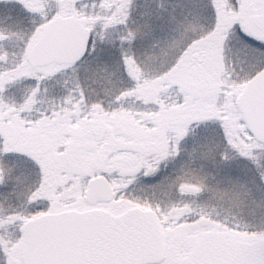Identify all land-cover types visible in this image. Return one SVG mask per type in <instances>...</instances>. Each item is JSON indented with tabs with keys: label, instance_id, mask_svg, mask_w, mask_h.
Returning <instances> with one entry per match:
<instances>
[{
	"label": "snow or ice",
	"instance_id": "snow-or-ice-1",
	"mask_svg": "<svg viewBox=\"0 0 264 264\" xmlns=\"http://www.w3.org/2000/svg\"><path fill=\"white\" fill-rule=\"evenodd\" d=\"M0 264H264V0H0Z\"/></svg>",
	"mask_w": 264,
	"mask_h": 264
},
{
	"label": "trees",
	"instance_id": "trees-1",
	"mask_svg": "<svg viewBox=\"0 0 264 264\" xmlns=\"http://www.w3.org/2000/svg\"><path fill=\"white\" fill-rule=\"evenodd\" d=\"M15 87H22V85H14Z\"/></svg>",
	"mask_w": 264,
	"mask_h": 264
},
{
	"label": "rangeland",
	"instance_id": "rangeland-1",
	"mask_svg": "<svg viewBox=\"0 0 264 264\" xmlns=\"http://www.w3.org/2000/svg\"><path fill=\"white\" fill-rule=\"evenodd\" d=\"M243 146V145H242Z\"/></svg>",
	"mask_w": 264,
	"mask_h": 264
}]
</instances>
